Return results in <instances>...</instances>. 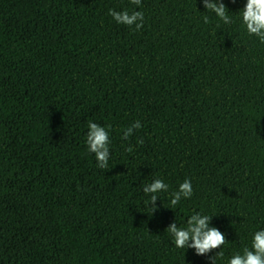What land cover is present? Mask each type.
I'll list each match as a JSON object with an SVG mask.
<instances>
[{
  "label": "trees",
  "instance_id": "obj_1",
  "mask_svg": "<svg viewBox=\"0 0 264 264\" xmlns=\"http://www.w3.org/2000/svg\"><path fill=\"white\" fill-rule=\"evenodd\" d=\"M221 2L230 24L202 0H0V264H213L220 251L228 264L251 248L264 43L242 23L246 0ZM110 10L142 12L143 27ZM89 122L109 134L107 168L87 150ZM156 179L168 190L151 215ZM186 179L193 194L172 207ZM196 213L226 238L205 256L166 231Z\"/></svg>",
  "mask_w": 264,
  "mask_h": 264
},
{
  "label": "clouds",
  "instance_id": "obj_2",
  "mask_svg": "<svg viewBox=\"0 0 264 264\" xmlns=\"http://www.w3.org/2000/svg\"><path fill=\"white\" fill-rule=\"evenodd\" d=\"M206 11H210L225 24H230L231 18L227 14L228 9L221 0H202ZM136 6L141 5V0H130ZM227 10V11H226ZM242 23L249 35L258 37L264 43V0H246L244 8L240 11ZM109 15L118 23L126 26L135 25L136 30L143 27L144 15L142 12L128 11L116 12L109 11ZM139 21V22H138ZM205 23L208 17H204ZM141 127L139 121L124 131L123 139H127L133 134L134 129ZM88 134L86 137L87 150L95 155L97 167L104 169L108 167L110 157L109 134L104 127L96 123H88ZM127 151H132L128 148ZM168 185L161 179H156L152 183L143 187V192L150 195V212L154 214L158 209L156 202L159 199L158 193L166 192ZM193 194L192 184L186 179L179 185L177 191L172 193L170 205L175 207L182 199H189ZM212 217L200 213L193 214L187 220L186 227H178L176 222L170 224L166 231L172 237L173 244L177 249H193L198 256H205L216 249H221L226 242L225 235L216 227H210ZM220 251L218 256H222ZM217 257L212 258L216 264ZM228 264H264V230L254 233L251 248L245 247L242 254L236 253Z\"/></svg>",
  "mask_w": 264,
  "mask_h": 264
}]
</instances>
